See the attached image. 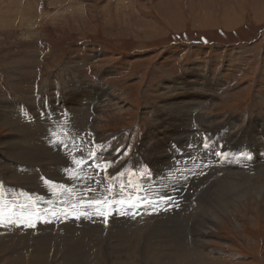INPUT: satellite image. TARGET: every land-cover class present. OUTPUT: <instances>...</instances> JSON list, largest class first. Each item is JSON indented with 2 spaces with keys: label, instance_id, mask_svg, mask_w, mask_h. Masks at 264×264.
<instances>
[{
  "label": "rangeland",
  "instance_id": "rangeland-1",
  "mask_svg": "<svg viewBox=\"0 0 264 264\" xmlns=\"http://www.w3.org/2000/svg\"><path fill=\"white\" fill-rule=\"evenodd\" d=\"M0 97V264H264V0H0Z\"/></svg>",
  "mask_w": 264,
  "mask_h": 264
},
{
  "label": "bare ground",
  "instance_id": "bare-ground-1",
  "mask_svg": "<svg viewBox=\"0 0 264 264\" xmlns=\"http://www.w3.org/2000/svg\"><path fill=\"white\" fill-rule=\"evenodd\" d=\"M181 79V78H180ZM183 80H184V78H182L181 79V82H183ZM185 81V80H184ZM194 81V80H193ZM177 82V81H176ZM192 83H196V82H189V84H191V86L193 87L194 86V84H192ZM204 83H205V85L207 86H209V84H208V82L207 81H204ZM180 85V84H179ZM196 85V84H195ZM216 85L218 86V82L216 83ZM210 88V87H209ZM105 89V88H104ZM189 94L190 95H187V92L185 93V94H183V96L182 97H179V99H180V102H186L185 104H183V106H185L186 107V111L187 112H185L184 110H183V112H185L184 113V117H186V116H189V117H191L192 116V108H195V106H193L192 105V103L193 102H195V95H196V93L195 92H189ZM1 98V97H0ZM90 98V97H89ZM5 101V100H4ZM83 102V101H82ZM39 103V102H38ZM51 104V103H50ZM181 104V103H180ZM194 104V103H193ZM177 105H179V104H177ZM195 105V104H194ZM1 106H2V104H1ZM40 106V105H39ZM174 107V106H173ZM177 107V106H176ZM6 108V107H5ZM73 108V107H72ZM182 108V107H181ZM4 109V108H3ZM33 109V108H32ZM44 110V109H43ZM76 109H74V111H75ZM45 111V110H44ZM50 111V110H49ZM174 111H176V110H174ZM260 111V110H259ZM72 112V111H71ZM91 112V111H90ZM172 112V111H171ZM177 113L179 112V111H176ZM4 113V112H3ZM6 113H8V112H6ZM51 113V112H50ZM62 113V112H61ZM76 113H78V112H76ZM174 113V112H173ZM176 113V114H177ZM180 113H182L181 111H180ZM36 114V113H35ZM42 114V113H41ZM60 114V113H59ZM175 114V113H174ZM173 114V115H174ZM1 115H2V113H1ZM71 115V114H70ZM74 116V115H73ZM75 116H76V114H75ZM176 116V115H175ZM181 116H182V114H181ZM253 116V115H252ZM3 117V116H2ZM77 117V116H76ZM76 117H74L75 119H76ZM183 117V116H182ZM36 118V117H35ZM37 118H39V117H37ZM73 118V117H72ZM78 118V117H77ZM172 118V117H171ZM171 118H169L166 122H169V121H171L172 119ZM178 118V117H177ZM40 119V118H39ZM56 119V118H55ZM183 119V118H182ZM184 119H186V118H184ZM188 119H190V118H188ZM58 120V119H57ZM192 119H190V121H191ZM205 120V119H204ZM70 121V120H69ZM73 121H74V119H73ZM184 122V121H183ZM256 122V121H255ZM177 123H179V121L177 122L176 121V119H174L173 121H172V124H168V126H170V127H173V129H176V130H179L180 131V126L181 125H178ZM188 123V122H187ZM191 123H193L192 121H191ZM191 123L189 124V125H187V131H186V133L188 132V135H190V134H192V137H194L193 135H196V134H194L193 133V128L196 126H194L193 127V124L191 125ZM204 123V122H203ZM257 123V122H256ZM43 124V123H42ZM49 124V123H48ZM182 124V123H181ZM20 125V124H19ZM24 125V124H23ZM37 125V124H36ZM87 125H89V124H86V125H79L78 127H80V128H82L84 131H86L87 133H88V135H92V131H91V127H89V126H87ZM186 125H185V127H186ZM202 125V124H201ZM199 126V125H198ZM221 126V125H220ZM24 127V126H23ZM208 127H210V126H208ZM74 128V127H73ZM79 128V129H80ZM183 128V127H182ZM51 129H53V130H57V129H55V127L54 128H51ZM51 129L49 130V131H46L47 133L46 134H49L50 135V132H51ZM77 129V128H76ZM64 130V129H63ZM94 130V129H93ZM249 131H251L250 129H248ZM43 131H45V130H43ZM153 131H154V129H153ZM175 131V130H174ZM185 131V130H184ZM253 131V130H252ZM151 132H152V130H151ZM21 133V132H20ZM28 133V132H27ZM202 133V132H201ZM208 133H211V134H214L215 133V131L214 130H209L208 131ZM223 133H224V131H223ZM95 134V133H94ZM172 134V133H171ZM179 134V133H178ZM183 134H185V133H183L182 131H181V135H183ZM28 135V134H27ZM148 135V134H147ZM157 135V134H156ZM6 136V135H5ZM178 136V135H177ZM250 136V135H249ZM257 136V135H256ZM9 137V136H8ZM15 137V136H14ZM27 137V136H26ZM96 137V136H95ZM165 137V136H164ZM176 136H168V137H165V138H169L168 139V142H167V145H166V148H165V150L164 151H162L161 152V159L162 160H164V159H166V157H168V159H173V160H175V161H183V160H185L186 159V157H187V150L186 149H184V147H182V146H180L181 147V149H182V151L181 152H179L180 154L179 155H169V154H167V152H169V153H171L170 152V147H168V146H170V144H171V142L173 141V139L175 138ZM187 137V136H186ZM5 138V137H4ZM11 138V137H10ZM9 138V139H10ZM84 138V137H83ZM91 138V137H90ZM89 138V139H90ZM155 138H158V139H160V140H162V137H157V136H155V134L154 135H152L149 139L150 140H153V139H155ZM179 138V137H178ZM235 138V137H234ZM6 139V138H5ZM4 139V140H5ZM15 139V138H14ZM88 139V138H87ZM184 139V138H183ZM95 140V139H94ZM190 140V139H189ZM7 141V140H6ZM10 141V140H9ZM12 141V140H11ZM180 141V140H179ZM88 142V141H87ZM94 142V141H93ZM97 142V141H96ZM102 142V141H101ZM242 142V141H241ZM4 143V142H3ZM6 143V142H5ZM19 143V142H18ZM29 143V142H28ZM92 143V142H91ZM200 144V143H199ZM4 145H8V144H4ZM69 145H70V143H69ZM156 146H155V148H157V149H159V147L157 146V144H155ZM2 146V145H1ZM15 146V145H14ZM87 146V145H86ZM4 147V146H3ZM7 147V146H6ZM12 147V146H11ZM20 147V146H19ZM24 147V146H23ZM71 147V146H70ZM177 146H172V148H176ZM13 148V147H12ZM74 148V147H73ZM17 149V148H16ZM23 149V148H22ZM75 149V148H74ZM103 149V148H102ZM12 150V149H11ZM15 150V149H14ZM152 149L150 148V151H151ZM9 151H10V149H9ZM235 151V150H234ZM246 151V150H245ZM12 152V151H11ZM14 152H18V151H14ZM14 152H12V153H14ZM242 152V151H241ZM247 152V151H246ZM83 153V152H82ZM111 153V152H110ZM213 153V152H212ZM7 154V153H6ZM21 154V153H20ZM211 154V153H210ZM16 155V154H15ZM78 155V154H77ZM180 155H181V157H180ZM211 155H214V154H211ZM8 156H10V155H8ZM15 157V156H14ZM81 158H83L82 157V155L80 156ZM137 157V156H136ZM180 157V158H179ZM20 158V157H19ZM116 158V157H115ZM179 158V159H178ZM136 159V158H135ZM174 162V161H173ZM218 162V161H217ZM168 164V163H167ZM166 165V164H165ZM170 166V165H169ZM172 167V166H171ZM237 167V166H236ZM84 168V167H83ZM88 168V167H87ZM39 169V168H38ZM85 169V168H84ZM26 170V169H25ZM80 170H82V169H80ZM87 170V169H86ZM87 171H89V170H87ZM182 171V170H181ZM230 171V170H229ZM84 172V171H83ZM12 173V172H11ZM71 173V172H70ZM163 173H165V172H163ZM183 173V172H182ZM36 174V173H35ZM108 174V173H107ZM110 174V173H109ZM112 175V174H111ZM166 175V174H165ZM184 175V174H183ZM206 175V174H205ZM108 176L109 175H107L106 176V178L105 179H107V180H109L108 179ZM164 176V175H163ZM208 176V175H207ZM9 178V177H8ZM88 178V177H87ZM97 178V177H96ZM161 178V177H160ZM169 178V177H168ZM92 179V178H91ZM205 179V178H204ZM86 181H88V180H86ZM96 181V180H95ZM198 181V180H197ZM220 182V181H219ZM160 183V182H159ZM193 183V182H192ZM198 183V182H197ZM196 183V184H197ZM199 183H201V182H199ZM223 183V182H222ZM190 184V183H189ZM157 185V184H156ZM191 185V184H190ZM217 185H219L220 186V184L219 183H217ZM216 185V186H217ZM193 186V185H192ZM214 186V185H213ZM254 186V185H253ZM191 187V186H190ZM199 187V186H198ZM220 189H221V187H219ZM228 188H229V186H228ZM211 190V189H210ZM214 190V189H213ZM231 190L232 189H230V192H231ZM244 190V189H243ZM252 190V189H251ZM9 191V190H8ZM73 191V190H72ZM218 191V190H217ZM226 191H227V189H226ZM233 191V190H232ZM255 191H256V189H255ZM196 192V191H195ZM210 192V191H209ZM214 192V191H213ZM225 192V191H224ZM181 193V192H180ZM219 193H221V192H219ZM218 193V194H219ZM230 194V193H229ZM239 194V193H238ZM237 194V195H238ZM262 194V193H261ZM260 194V195H261ZM185 195V194H184ZM208 195V194H207ZM213 195V194H212ZM216 195V194H215ZM258 195V194H257ZM157 196H158V194H157ZM211 196V195H210ZM218 196V195H217ZM217 196H215V197H217ZM182 197V196H181ZM185 197H186V195H185ZM208 197V196H207ZM206 197V198H207ZM220 197V196H219ZM233 197V196H232ZM238 197V196H237ZM220 198H222V197H220ZM181 199V198H180ZM210 199V198H209ZM176 200V199H175ZM215 200V199H214ZM205 201V200H204ZM217 201V200H216ZM229 201V200H228ZM182 202V201H181ZM180 202V203H181ZM220 202V201H219ZM177 203V200L174 202V203H170V204H176ZM229 203V202H228ZM169 204V205H170ZM161 205H163V204H161ZM185 205H188L187 203H185ZM67 206V205H66ZM166 206V205H165ZM203 206V205H202ZM211 206V205H210ZM176 207V206H175ZM200 207V206H199ZM202 208V207H201ZM207 209V208H206ZM93 210V209H92ZM182 210V209H181ZM202 210H204V209H202ZM182 212V211H181ZM180 213V212H179ZM65 214V213H64ZM63 214V217H65V215ZM201 215V214H200ZM199 215V216H200ZM10 218H8L9 220L8 221H12V222H8V224H10V225H13V223H17V222H14V221H16V220H14L13 219V217H11L10 215H8ZM31 216H33V215H31ZM89 216V215H88ZM174 216H175V214H174ZM185 216V215H184ZM20 217H21V215H20ZM25 219H24V221H26V220H28V219H31L32 221H34L32 218H27V216H23ZM35 217V216H34ZM187 217V216H186ZM223 217V216H222ZM188 218V217H187ZM199 218V217H198ZM215 218V220H216V222L217 221H219V222H221L222 224H224V220L226 219V217H224V218H218V217H214ZM14 221H13V220ZM89 219V218H88ZM91 220V219H90ZM181 220V219H180ZM257 219H255V221H256ZM186 221H187V219H186ZM254 221V222H255ZM19 222H21V221H19ZM18 222V224H21V223H19ZM89 222V221H88ZM91 222V221H90ZM189 222V221H188ZM253 222V223H254ZM209 223V217H207V216H202L201 217V219H200V226H201V228H200V230L198 229V231H196V234H198V235H200V234H202V233H204L205 231H204V228H203V225L204 224H208ZM47 224V223H46ZM168 224V223H167ZM40 225V224H39ZM199 226V227H200ZM210 226V225H209ZM58 227V226H57ZM174 227V226H173ZM181 227H182V225H181ZM176 228V227H175ZM180 228V227H179ZM73 229V228H72ZM74 230V229H73ZM117 231V230H116ZM172 231V230H171ZM151 232V231H150ZM153 232H154V230H153ZM158 232V231H157ZM181 234V233H180ZM96 235V234H95ZM178 235V234H177ZM203 235V234H202ZM188 236V235H187ZM184 237V236H183ZM190 238V237H189ZM145 242H153V241H155V242H158V237L157 236H155V237H146L145 239ZM173 240H175L176 241V243H177V245L176 246H173L172 244H171V241H173ZM185 240V239H184ZM181 241L180 239H176L175 238V236L174 235H171L170 237H168L167 238V243H168V245H169V247L171 248V251L170 252H168V254H165V256L167 257V258H169L170 259V261H169V259H165V261H168V262H173V263H175L176 261H178V260H185V259H183V256H184V252L187 250V248H186V245H185V241ZM63 241H65V240H63ZM62 241V242H63ZM68 241V240H67ZM143 241V240H142ZM143 243V242H142ZM165 246H167V245H165ZM162 248V247H161ZM193 249H194V247H192ZM21 252V251H20ZM25 253V250H23L20 254H24ZM53 254V253H52ZM64 254V253H63ZM15 255V254H14ZM66 255V254H65ZM67 256V255H66ZM65 257V256H64ZM70 257V256H69ZM68 257V258H69ZM15 259H21V257L20 256H18V255H15ZM14 262H15V264L17 263L14 259H12ZM70 260V259H69ZM89 260V259H88ZM10 261V260H9ZM71 261V260H70ZM145 262V261H144ZM183 262V261H182ZM11 264H13L12 262H10ZM69 263V262H68ZM151 263V262H150Z\"/></svg>",
  "mask_w": 264,
  "mask_h": 264
},
{
  "label": "snow or ice",
  "instance_id": "snow-or-ice-1",
  "mask_svg": "<svg viewBox=\"0 0 264 264\" xmlns=\"http://www.w3.org/2000/svg\"><path fill=\"white\" fill-rule=\"evenodd\" d=\"M77 164H80L81 161H76ZM89 191H91V189H89ZM83 203H88L90 205H100L102 203V201L100 200H91V201H82L81 204ZM137 205L133 204V205H130V207H133L135 208ZM73 207H76V205H73ZM100 215H103L105 217V222H107V217L109 215V213H104V212H101L99 213ZM80 215H83V216H87L88 214L86 212H81L79 213L76 218L79 219ZM9 222H12V221H9ZM22 223L25 224V226L29 227V228H32L35 226V224L33 223V221L31 219H28L26 221H21ZM45 222H48V221H45ZM3 223V219H2V215H0V224Z\"/></svg>",
  "mask_w": 264,
  "mask_h": 264
}]
</instances>
